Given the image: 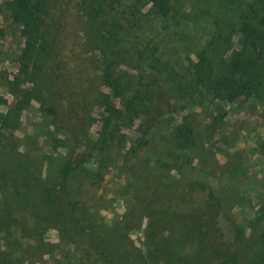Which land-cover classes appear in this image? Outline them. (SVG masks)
Masks as SVG:
<instances>
[{
    "label": "trees",
    "instance_id": "obj_1",
    "mask_svg": "<svg viewBox=\"0 0 264 264\" xmlns=\"http://www.w3.org/2000/svg\"><path fill=\"white\" fill-rule=\"evenodd\" d=\"M80 1L85 41L100 56L103 87L88 106L87 126L97 123V131L83 137L88 154L76 159L75 136L67 145L58 133L54 85L46 72L54 53L53 13L66 0H0V13L21 41L14 55L17 72L7 80L0 71V84L15 97L6 112L0 111V229L18 246L30 238L34 243L27 250L35 253L61 243L64 251L81 255L79 264H237L234 239L240 230L233 222L234 229L228 225L232 219L215 191L199 183L205 203L192 208L191 184L174 189L152 172L150 142L158 124L152 111L161 85L174 99V112L241 97L264 100V0H207L208 7L220 11L214 21L218 34L208 36L194 57L172 21L169 0ZM32 99L53 116L56 130L49 133V143L65 152L21 150L13 139L11 129ZM136 121L132 138L126 132ZM191 141L184 135L178 145L190 151ZM110 166L135 177L127 202L137 199L120 217L106 221L88 203L87 192ZM258 212V240L264 244V204ZM164 215L169 219L164 221ZM144 216L149 218L147 250L130 235ZM50 230L56 231L58 243L44 241ZM169 234L196 238L197 245L178 252ZM10 254L0 246V264H12ZM249 264H264V251Z\"/></svg>",
    "mask_w": 264,
    "mask_h": 264
},
{
    "label": "rangeland",
    "instance_id": "obj_2",
    "mask_svg": "<svg viewBox=\"0 0 264 264\" xmlns=\"http://www.w3.org/2000/svg\"><path fill=\"white\" fill-rule=\"evenodd\" d=\"M169 3L172 21L183 32L194 57L193 54L205 46L208 36L218 34L214 21L220 11L208 7L207 0H169ZM85 21L80 0H66L53 13L54 53L46 71L54 85L51 92L55 93L53 103L59 115L57 122L61 128L58 133L67 145L77 139L76 159L88 154L83 137H94L97 131V123L87 126L88 106L103 87L97 60L100 56L85 41ZM20 43L6 14L0 13V71L5 73L7 80L17 72L14 55ZM0 96L4 100L0 103V111L6 112L15 97L5 83L0 84ZM36 99L21 111L11 129L13 139L21 150L30 148L34 152L54 156L57 155L55 150L65 152V147L56 149L49 143V133L56 130L52 123L54 119L48 111L41 109ZM173 102L166 89L159 86L152 111L158 119V124L153 125L150 142L153 148L150 159L152 172L174 189L178 184H191L189 201L192 208H200L205 203L206 192L199 189V183L213 189L232 219L227 221L228 225L234 229L233 222L240 230L234 239L238 251L237 264H249L259 252L264 251V244L258 240L262 227L256 223V215L264 204V100L241 97L233 102L215 101L201 107L187 106L182 112L173 111ZM92 112L97 116L96 108ZM221 114L223 118L216 121ZM147 120L151 122V118ZM137 124L138 121L127 130L128 136L135 137ZM185 127L189 132L184 131ZM188 134L192 136L190 151L178 145ZM115 167L110 166L103 179L87 192L88 203L106 221L120 217L127 211L129 202L137 199L133 196L127 202L134 193L131 187L136 182L135 177ZM168 216H163L164 221L169 219ZM142 222L141 227L130 235L136 246L147 250L150 242L149 234L145 232L149 218L144 216ZM182 236L169 234L176 251L187 253L196 247V238ZM44 241L58 243L56 231L50 230ZM24 242L23 246H18L14 236L0 229L1 252H11L8 259L12 264H79L81 255L64 251L61 243L56 249L35 253L27 250L34 242L30 238Z\"/></svg>",
    "mask_w": 264,
    "mask_h": 264
}]
</instances>
